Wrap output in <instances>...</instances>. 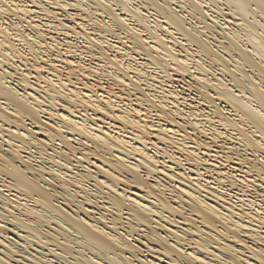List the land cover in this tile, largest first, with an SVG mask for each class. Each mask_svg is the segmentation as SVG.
Wrapping results in <instances>:
<instances>
[{"label": "bare ground", "instance_id": "6f19581e", "mask_svg": "<svg viewBox=\"0 0 264 264\" xmlns=\"http://www.w3.org/2000/svg\"><path fill=\"white\" fill-rule=\"evenodd\" d=\"M201 3L0 0V264H264V0Z\"/></svg>", "mask_w": 264, "mask_h": 264}, {"label": "snow or ice", "instance_id": "6c2138e0", "mask_svg": "<svg viewBox=\"0 0 264 264\" xmlns=\"http://www.w3.org/2000/svg\"><path fill=\"white\" fill-rule=\"evenodd\" d=\"M196 4L198 7L203 8L204 5L201 3V0H195ZM9 8H11V5H9ZM8 9H6L5 7L0 6V12H4L7 11ZM15 10H23L21 8H19V6H17V8Z\"/></svg>", "mask_w": 264, "mask_h": 264}]
</instances>
